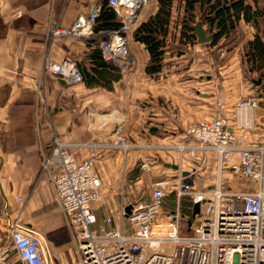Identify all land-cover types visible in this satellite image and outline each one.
I'll return each mask as SVG.
<instances>
[{
    "label": "crops",
    "instance_id": "0c3cea01",
    "mask_svg": "<svg viewBox=\"0 0 264 264\" xmlns=\"http://www.w3.org/2000/svg\"><path fill=\"white\" fill-rule=\"evenodd\" d=\"M100 1L0 0V245L12 223H21L43 235L52 264L67 263L60 258L67 241L70 253L74 248L50 181L61 167L58 162L43 165L55 139L81 145L75 147L77 160L95 156L104 199L93 210L98 221L111 215L116 222L124 204L147 199L152 184L175 170L171 165L177 163V152L161 146L193 143L185 138V131L198 121L222 114L230 124L235 102L255 89L245 79L238 49L223 52L220 58V49L208 43L182 46L170 38L159 77H148L144 73L148 53L129 31L125 34L129 62L126 67L113 64L120 77L112 90L84 83L66 85L44 71V59H74L87 66L88 50L80 40H50L47 30L53 24L69 27L93 5L100 6ZM155 10V0H144L134 11L130 29ZM241 28L245 38H251L252 28ZM93 37L99 44L97 32ZM262 95L263 91L256 95L260 105L246 143L264 138ZM218 101L225 110L219 109ZM119 137L136 146L127 151L101 146ZM144 160L155 165L150 173L139 169ZM182 164L192 171L194 189L213 187L214 152L202 151L194 158L185 153ZM221 180L223 190L256 188L228 168L222 170Z\"/></svg>",
    "mask_w": 264,
    "mask_h": 264
},
{
    "label": "built area",
    "instance_id": "2783aa9c",
    "mask_svg": "<svg viewBox=\"0 0 264 264\" xmlns=\"http://www.w3.org/2000/svg\"><path fill=\"white\" fill-rule=\"evenodd\" d=\"M143 2L107 0L121 23L116 30L97 33L102 57L111 64L128 65L125 34L131 27L134 11ZM98 13L99 6L93 5L69 27L51 25L47 37L90 39L96 34L94 21ZM44 71L66 85L82 82L74 59L54 61L46 57ZM259 105L257 96L242 97L232 107L230 124L222 114L198 121L185 131V138L193 143L161 146L177 152L175 170L152 184L147 199L124 204L116 222L111 215L98 221L93 210V205L104 199L95 156L90 154L77 160L75 147L81 145L55 139L43 165L47 168L48 164L58 162L61 167L59 173L50 175V181L79 263L264 264V138L246 143ZM217 106L221 111L226 109L221 101ZM101 146L127 151L136 145L131 146L119 137ZM202 151L216 154L217 177L211 189L196 190L192 186V171L182 161L185 153L194 158ZM154 166L147 160L139 162L144 173H150ZM224 168L235 177L253 182L256 188L223 190ZM0 264H52V260L41 233L14 222L6 241L0 245Z\"/></svg>",
    "mask_w": 264,
    "mask_h": 264
},
{
    "label": "trees",
    "instance_id": "16d2710c",
    "mask_svg": "<svg viewBox=\"0 0 264 264\" xmlns=\"http://www.w3.org/2000/svg\"><path fill=\"white\" fill-rule=\"evenodd\" d=\"M156 10L129 32L135 42L148 53L144 73L154 79L164 68L167 39L177 40L182 46L196 43L194 26L200 22L206 34H212L209 45L224 48L227 53L240 47L244 75L264 81V4L260 0H155ZM99 13L94 21L95 33L116 30L120 20L107 0H101ZM252 28L251 38H245L242 26ZM76 41L75 39H70ZM88 50L87 66L77 62L82 73V82L87 87L102 86L112 90L120 77L119 69L106 61L95 37L80 40ZM256 91L262 90L251 83Z\"/></svg>",
    "mask_w": 264,
    "mask_h": 264
},
{
    "label": "rangeland",
    "instance_id": "374dc122",
    "mask_svg": "<svg viewBox=\"0 0 264 264\" xmlns=\"http://www.w3.org/2000/svg\"><path fill=\"white\" fill-rule=\"evenodd\" d=\"M260 3H262V4H264V0H260ZM131 28V27H130ZM130 30V29H129ZM244 31H245V29H244ZM244 34H245V32H244ZM245 36V35H244ZM237 49H238V52L237 53H239V60L241 59L240 58V47H239V45H237V47H236ZM222 50V51H221ZM223 52H226L225 51V49L224 48H221L220 49V52H219V54H218V56L220 57V58H223L224 57V53ZM226 54H227V52H226ZM218 61H220V63L221 62H224V60H218ZM241 66V65H240ZM243 68L241 67L240 68V73H242L241 72V70H242ZM244 70V69H243ZM254 77V75H252V74H246V81H252V79H254L253 78ZM256 89H253V91H251L250 92V94L248 95V96H256L257 94H260V92L259 91H255ZM262 92V91H261ZM263 96V95H262ZM259 103H260V101H259ZM172 174V171L171 172H169V175H171ZM150 186V185H149ZM150 188V187H149ZM67 247H70V244H69V242L67 241V243H66V247H61L62 248V252H61V255H60V258L62 259L63 258V260H65V261H67V263L66 264H68V262H70V264H77V263H79V257L77 258V254L75 253V250H74V248H71V253H70V248L68 249ZM68 253H67V252ZM80 264V263H79Z\"/></svg>",
    "mask_w": 264,
    "mask_h": 264
},
{
    "label": "water",
    "instance_id": "95a60500",
    "mask_svg": "<svg viewBox=\"0 0 264 264\" xmlns=\"http://www.w3.org/2000/svg\"><path fill=\"white\" fill-rule=\"evenodd\" d=\"M194 34L196 36V42L198 44L208 43L211 38L212 34H206L203 26L200 22H197L194 26ZM254 85L258 86L263 92H264V81H262L260 78L258 79H252ZM264 96V95H263ZM167 166H170L169 164H166ZM172 168H176V166L171 165Z\"/></svg>",
    "mask_w": 264,
    "mask_h": 264
},
{
    "label": "bare ground",
    "instance_id": "6f19581e",
    "mask_svg": "<svg viewBox=\"0 0 264 264\" xmlns=\"http://www.w3.org/2000/svg\"><path fill=\"white\" fill-rule=\"evenodd\" d=\"M43 236V235H42ZM44 238V237H43ZM44 241H45V239H44ZM45 244H46V246H47V243H46V241H45ZM47 249H48V247H47ZM48 252H49V250H48ZM50 255V254H49ZM50 258H51V256H50Z\"/></svg>",
    "mask_w": 264,
    "mask_h": 264
}]
</instances>
